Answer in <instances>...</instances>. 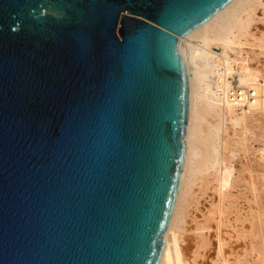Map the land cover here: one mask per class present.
I'll use <instances>...</instances> for the list:
<instances>
[{
    "label": "water",
    "instance_id": "95a60500",
    "mask_svg": "<svg viewBox=\"0 0 264 264\" xmlns=\"http://www.w3.org/2000/svg\"><path fill=\"white\" fill-rule=\"evenodd\" d=\"M233 1L0 0V264H162L181 47Z\"/></svg>",
    "mask_w": 264,
    "mask_h": 264
},
{
    "label": "bare ground",
    "instance_id": "6f19581e",
    "mask_svg": "<svg viewBox=\"0 0 264 264\" xmlns=\"http://www.w3.org/2000/svg\"><path fill=\"white\" fill-rule=\"evenodd\" d=\"M262 5V0H234L181 47L187 70L192 73L187 159L162 264H191L190 247L183 246L182 226L194 187L207 171L223 166L227 154L230 160L235 158L233 143L241 144L240 139L235 140L238 130L245 136L250 121L264 118V34H251L256 10ZM238 91L245 95L243 103L232 98ZM251 91L256 93L255 101L249 98ZM231 130L234 135H229ZM261 155L264 159V149ZM229 166L220 171L219 179L217 237L222 264H231L222 231L225 196L235 169L232 163Z\"/></svg>",
    "mask_w": 264,
    "mask_h": 264
},
{
    "label": "rangeland",
    "instance_id": "374dc122",
    "mask_svg": "<svg viewBox=\"0 0 264 264\" xmlns=\"http://www.w3.org/2000/svg\"><path fill=\"white\" fill-rule=\"evenodd\" d=\"M262 4L251 27V34L258 37L264 34V0ZM237 134L235 140L240 139L241 144L233 143L235 158L230 160L227 154L223 166L207 171L194 187L182 226V244L190 247L191 264H222L217 237L219 179L220 171L229 169L230 163L235 169L224 201L226 256L231 264H264V118L250 121L247 135L243 136L240 130Z\"/></svg>",
    "mask_w": 264,
    "mask_h": 264
},
{
    "label": "built area",
    "instance_id": "2783aa9c",
    "mask_svg": "<svg viewBox=\"0 0 264 264\" xmlns=\"http://www.w3.org/2000/svg\"><path fill=\"white\" fill-rule=\"evenodd\" d=\"M232 98L234 99L235 103H243L245 99V95L242 91L234 92L232 94ZM250 100L255 101L256 100V93L254 91H251L249 95Z\"/></svg>",
    "mask_w": 264,
    "mask_h": 264
}]
</instances>
